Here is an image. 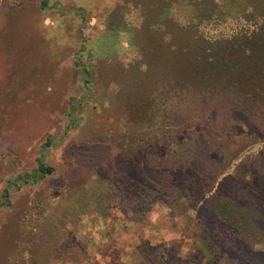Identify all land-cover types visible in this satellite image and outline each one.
Returning <instances> with one entry per match:
<instances>
[{
	"label": "rangeland",
	"instance_id": "374dc122",
	"mask_svg": "<svg viewBox=\"0 0 264 264\" xmlns=\"http://www.w3.org/2000/svg\"><path fill=\"white\" fill-rule=\"evenodd\" d=\"M257 30L264 0H0V264H264L237 235L213 262L202 202L156 196L264 170V110L230 113Z\"/></svg>",
	"mask_w": 264,
	"mask_h": 264
},
{
	"label": "trees",
	"instance_id": "16d2710c",
	"mask_svg": "<svg viewBox=\"0 0 264 264\" xmlns=\"http://www.w3.org/2000/svg\"><path fill=\"white\" fill-rule=\"evenodd\" d=\"M182 6L184 5L181 3L178 7ZM190 8L191 6H187V14L191 17L194 10L192 11ZM233 16L227 11L222 20L225 18L234 19ZM192 20L194 21V19ZM202 40L213 43L218 39L202 38ZM247 41H249L251 49L241 50L240 57L236 62L237 71L230 78L232 85L240 88L241 92L238 97L230 99L235 100L232 102L230 113L238 111L250 115L253 110H259L260 113L264 110V33L257 30L248 36ZM174 172L173 169L170 170L166 179L163 175L157 174L159 178L156 176L158 178L156 196H182L189 203L202 202L203 214L198 219V223L201 226L210 223L218 233V237L211 238L210 233L206 230L203 237L206 248L213 256V262H217L221 258V253L219 254L215 250L218 238L235 240L236 235L243 238L255 236L264 238V170L255 173L259 178L248 175L238 179L230 176L224 177L221 182L223 184H218L215 191L210 194L207 190L208 185L205 186L206 183L202 182L205 181L204 179L194 175L177 177L174 176ZM51 173L52 169L44 167L42 163H37L36 169L28 178L43 179ZM142 187V185H137V190L134 191L137 192L136 197L131 195L137 202L148 199V195L143 192ZM214 188L215 183L209 192ZM234 206L235 210H232ZM204 220H208V222L203 223ZM256 222L258 223L257 227ZM186 264L194 263L190 261Z\"/></svg>",
	"mask_w": 264,
	"mask_h": 264
}]
</instances>
